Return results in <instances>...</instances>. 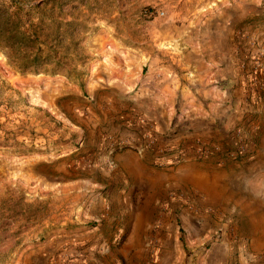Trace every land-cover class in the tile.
<instances>
[{
    "label": "rangeland",
    "instance_id": "obj_1",
    "mask_svg": "<svg viewBox=\"0 0 264 264\" xmlns=\"http://www.w3.org/2000/svg\"><path fill=\"white\" fill-rule=\"evenodd\" d=\"M19 1L58 64L0 48V264H264V0ZM215 61L227 100L154 94Z\"/></svg>",
    "mask_w": 264,
    "mask_h": 264
},
{
    "label": "trees",
    "instance_id": "obj_2",
    "mask_svg": "<svg viewBox=\"0 0 264 264\" xmlns=\"http://www.w3.org/2000/svg\"><path fill=\"white\" fill-rule=\"evenodd\" d=\"M36 1V0H33ZM53 4L41 1L29 8L21 1H0V48L23 73H55V44L43 22L34 23V14Z\"/></svg>",
    "mask_w": 264,
    "mask_h": 264
},
{
    "label": "crops",
    "instance_id": "obj_3",
    "mask_svg": "<svg viewBox=\"0 0 264 264\" xmlns=\"http://www.w3.org/2000/svg\"><path fill=\"white\" fill-rule=\"evenodd\" d=\"M248 1V0H247ZM237 4L238 0H233ZM167 78L158 85V89L154 92L161 99H166L167 101L178 102V100H184L185 102H192L197 100L202 101H224L230 96V91L224 88L226 82L229 80V71L224 69L217 61L209 64L208 67H202V82L194 81L193 85L179 84L176 79ZM228 85V84H227ZM189 106V105H187ZM181 109V107H180ZM217 115V114H216ZM209 122V121H206ZM208 124V123H207ZM208 127V126H207ZM193 138H207L209 135L201 132H194ZM264 171V166H260L255 172ZM240 185L238 187V197L243 202L247 203L248 193L252 190L249 188V180L246 179V175H240L238 179ZM255 193V192H253ZM251 199V198H249ZM259 199L264 200V180L262 181V186L259 192L254 194V201L258 203ZM263 212L264 210L258 209V212Z\"/></svg>",
    "mask_w": 264,
    "mask_h": 264
},
{
    "label": "built area",
    "instance_id": "obj_4",
    "mask_svg": "<svg viewBox=\"0 0 264 264\" xmlns=\"http://www.w3.org/2000/svg\"><path fill=\"white\" fill-rule=\"evenodd\" d=\"M243 153H244V150H240V151H239V154H240V155H243Z\"/></svg>",
    "mask_w": 264,
    "mask_h": 264
}]
</instances>
